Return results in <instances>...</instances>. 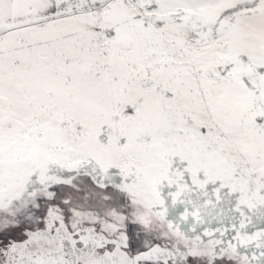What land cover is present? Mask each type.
<instances>
[{"label": "snow or ice", "instance_id": "snow-or-ice-1", "mask_svg": "<svg viewBox=\"0 0 264 264\" xmlns=\"http://www.w3.org/2000/svg\"><path fill=\"white\" fill-rule=\"evenodd\" d=\"M0 264H264V0H0Z\"/></svg>", "mask_w": 264, "mask_h": 264}]
</instances>
